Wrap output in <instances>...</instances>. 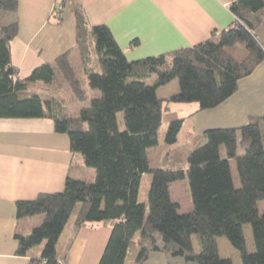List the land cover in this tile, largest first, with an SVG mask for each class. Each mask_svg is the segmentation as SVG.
<instances>
[{
    "label": "trees",
    "instance_id": "obj_1",
    "mask_svg": "<svg viewBox=\"0 0 264 264\" xmlns=\"http://www.w3.org/2000/svg\"><path fill=\"white\" fill-rule=\"evenodd\" d=\"M18 0H0V119H51L59 134L70 139L71 151L96 170L93 182L68 177L61 193L43 194L16 204V218L42 215L30 235L16 234L17 255L27 257L46 242L29 264H65L66 254L88 223H109L111 236L99 264H127L139 235L133 264H144L151 253L165 254L170 264H234L220 256L218 239L225 237L241 264H264V116L241 128L213 129L204 145L188 155L187 171L151 170L149 151L159 146V132L169 103L199 104V111L219 107L264 62V46L256 31L264 22V0H236L230 6L233 25L197 46L130 62L105 25L89 28L81 8L75 9L79 70L70 55L45 64L20 79L11 57L18 35ZM133 46L138 45L134 42ZM241 46L245 55L232 52ZM100 70V71H99ZM85 79V80H84ZM178 81L177 93L159 98L160 88ZM38 83L54 93L44 99L28 95ZM70 87L73 99L87 103L70 114L60 94ZM89 89L100 97L90 99ZM185 119L171 121L166 143L175 145ZM240 135V139H239ZM225 147L227 159L221 157ZM239 146L244 154H239ZM230 160L237 163L241 188L234 185ZM152 173L147 205L139 199L143 175ZM188 179L194 208L181 214L171 185ZM75 216L65 254L59 241ZM251 226L255 251L250 252L245 227ZM200 240V251L193 237Z\"/></svg>",
    "mask_w": 264,
    "mask_h": 264
},
{
    "label": "crops",
    "instance_id": "obj_2",
    "mask_svg": "<svg viewBox=\"0 0 264 264\" xmlns=\"http://www.w3.org/2000/svg\"><path fill=\"white\" fill-rule=\"evenodd\" d=\"M18 1V12L5 15L3 21L18 23L11 57L19 78L26 79L35 69L53 64L67 53L73 64L77 54L80 67L76 8L83 10L90 29L96 25L107 26L126 58L133 62L197 46L213 34L230 28L235 19L230 6L236 0ZM256 33L264 46V22ZM134 42L138 45L133 46ZM79 67L76 68L79 70ZM169 88L177 92L179 85L171 82L160 88L159 98H169L165 94L160 96ZM186 107L190 108H185V114L180 115L185 121L175 145L184 137L201 140L209 130L241 128L261 118L264 116V62L250 77L241 80L238 91L219 107L205 111H199V104ZM151 156L149 151L150 166ZM161 168L166 170L163 166L151 169ZM96 176V170L87 167L82 156L71 151L69 136L56 132L51 119H0V264H29L30 258H36L30 252L27 257L17 255L15 235H30L41 226H32L36 216L17 220V202L61 193L68 177L93 182ZM111 232L109 223H88L68 250L65 264H99ZM72 235L73 231L61 254H65ZM245 237L249 251L253 252V234L248 231ZM218 246L221 258L236 256L223 238L218 239ZM222 249L231 255L223 257ZM144 264L170 262L165 254L151 253Z\"/></svg>",
    "mask_w": 264,
    "mask_h": 264
},
{
    "label": "rangeland",
    "instance_id": "obj_3",
    "mask_svg": "<svg viewBox=\"0 0 264 264\" xmlns=\"http://www.w3.org/2000/svg\"><path fill=\"white\" fill-rule=\"evenodd\" d=\"M238 49L239 50L234 51L232 53L236 56L238 55L239 57L244 56L245 51L242 49V47L238 46ZM75 55H76V58L74 59V66L79 67L78 63L80 62V60L78 59L77 54H75ZM172 82H173V84H178L177 80L172 81ZM48 88H49L48 85L41 83L39 85H36V87L34 89L28 90L27 93L29 96L36 94V95H40L44 99H46V97H48L49 95L55 94V92L50 93L48 91ZM171 93H177V92H172L171 89L169 88V89L162 91L160 93V96L163 97V95L165 94V95H167L166 97H170L172 95ZM89 94H90V99L98 98L101 95V93L99 91H93L92 92L91 89H89ZM60 95L62 97H64L65 101L68 103V106H69L68 109H69L70 114L78 115L83 108H86L88 106L87 103L83 104V103L75 102L73 99V94L71 92V89L67 85L64 86L62 93ZM192 105L198 106L197 103H193ZM192 105H186L185 104L182 106V105L174 104V103L168 104V107H167L168 109H167V111H165L164 116H163V125L160 129V132H159L160 145L150 150V153H152V156H151L152 157V160H151L152 161V164H151L152 169L155 167L163 166V167H166V171H180V170L185 171L188 167V155L192 151H194L197 147L204 145V143L206 141L205 136L201 137L202 138L201 140L198 139L197 137H193V138L190 137L189 139L184 137L183 139H181V141L177 145H169L166 143V135H167V132L169 130V126H170L171 121L179 119L180 115H182V113L185 114V108H188V109L190 108V107H186V106H192ZM240 138L241 137L239 135V139ZM239 154L240 155L244 154V149L241 146H239ZM221 157L223 159H227L224 146L221 147ZM230 166H231V172H232L234 185L237 189H240L241 188V182L239 180L236 161L230 160ZM161 169H163V168H161ZM167 169H174V170H167ZM152 178H153L152 173H147V174L143 175L142 181H141L139 199L142 203H145L147 205V212H148V193H149V190H150V187L152 184ZM171 196H172L173 201L180 203V205H181L180 213L181 214H186V213H189L190 211L193 210L194 203H193V198L191 195L188 179H185L182 181H177V182L173 183L171 185ZM259 208H260L261 212L264 211V202H261L259 204ZM35 218L36 219H34V220H37V221H34V224H32L33 227H35L37 225H41L42 221L44 219V217L42 215L36 216ZM74 220H75V216H73L71 218L69 224L67 225V227H66V229H65V231H64V233L60 239V242L58 244L59 253H62V249L64 248L65 244L68 242V239L70 237L72 227L74 224ZM23 224H25V222ZM248 231H250L252 234V228L249 225L245 227V234L246 235H247ZM223 239L226 242H228L229 245L231 246L228 239H226L225 237H223ZM247 239H248V237H247ZM138 242H139V235L136 236V238L133 242V245L130 249L129 256L127 259V264H133L134 263V260L136 258V254L138 251ZM193 242H194L195 250L197 252H199L200 251L199 237L195 235L193 237ZM249 243H250V241L248 242V244ZM45 245H46V242H43V244L34 247L30 251V254L36 258L40 257ZM230 250L236 254V256L231 258V259H233V263L234 264H241L238 252L235 251L232 248V246L230 247ZM252 251L254 252L255 249H253ZM226 253H227L226 250L222 249L223 257H226V255H231V254H226Z\"/></svg>",
    "mask_w": 264,
    "mask_h": 264
}]
</instances>
